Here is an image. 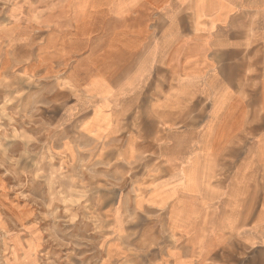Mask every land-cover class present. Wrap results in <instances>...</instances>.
Segmentation results:
<instances>
[{
  "label": "crops",
  "instance_id": "obj_1",
  "mask_svg": "<svg viewBox=\"0 0 264 264\" xmlns=\"http://www.w3.org/2000/svg\"><path fill=\"white\" fill-rule=\"evenodd\" d=\"M8 12L0 36L42 46L60 126L106 143L117 218L129 207L171 236L159 264H264V0H16Z\"/></svg>",
  "mask_w": 264,
  "mask_h": 264
},
{
  "label": "rangeland",
  "instance_id": "obj_2",
  "mask_svg": "<svg viewBox=\"0 0 264 264\" xmlns=\"http://www.w3.org/2000/svg\"><path fill=\"white\" fill-rule=\"evenodd\" d=\"M15 3L0 0L5 26ZM10 42L0 36V264L165 261L172 240L160 222L129 207L117 218L124 191L108 177L106 143L65 130L44 103L42 46Z\"/></svg>",
  "mask_w": 264,
  "mask_h": 264
}]
</instances>
